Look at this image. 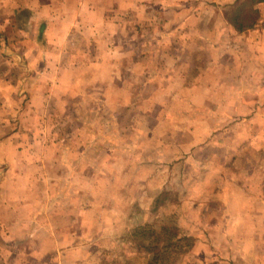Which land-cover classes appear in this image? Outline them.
<instances>
[{
  "label": "rangeland",
  "instance_id": "374dc122",
  "mask_svg": "<svg viewBox=\"0 0 264 264\" xmlns=\"http://www.w3.org/2000/svg\"><path fill=\"white\" fill-rule=\"evenodd\" d=\"M255 7V0L231 7L234 26L239 9L237 25L245 26ZM145 19L144 38L160 35L150 29L151 15ZM129 32L127 39L140 34L133 25ZM246 42L236 59L191 62L196 70L187 82L207 69L223 71L225 90L214 95L213 109L191 102L195 107L182 110L175 101L181 95L167 94L170 102L165 95L152 98L154 87L133 70L167 85L163 61L124 62L119 80L135 87L109 96L99 85H82L76 99L69 78L54 85L53 68L40 78L49 81L48 91L34 79L42 62L30 63L23 74L13 66L21 61L0 64L10 78H0V262L264 264V239L236 237L255 224L248 215L263 209L256 202L248 209V200L264 197V45ZM152 48L161 47L155 41L137 53L144 58ZM7 80L14 87L4 92ZM183 123L206 140L185 141L187 134L177 131ZM229 225L248 229L224 238ZM250 240L255 245L248 246Z\"/></svg>",
  "mask_w": 264,
  "mask_h": 264
},
{
  "label": "crops",
  "instance_id": "0c3cea01",
  "mask_svg": "<svg viewBox=\"0 0 264 264\" xmlns=\"http://www.w3.org/2000/svg\"><path fill=\"white\" fill-rule=\"evenodd\" d=\"M240 1L242 0H0V64H15L21 61V67L13 66L23 74L30 63L42 62L44 68L38 74L39 79L36 76L34 79L48 91L46 84L49 81H42L40 78L48 76V68H53L54 85H63L66 78H69L70 84L72 83L70 97L76 99V91L82 85H99L103 89L102 93L109 96L113 92H122L124 85L135 87L133 83L124 84V80H119L124 78V62L131 59L134 62L145 59L163 61L167 63L168 68L161 77L168 79L167 85L163 81L160 83V80L153 84L149 82L150 79H144L147 71L141 72L136 68L133 70L139 80L143 77L142 83L145 86L150 84L154 87L151 91L152 98L165 95L163 100L169 101L167 94L181 95L180 99L175 101L182 104L179 107L182 110L185 107L187 110L195 107L191 102L213 109L215 107L209 103L216 98L214 95H220L225 90L221 84L223 71L207 69L200 75L199 80L187 82L193 75L192 71L196 70L191 62H212L218 65L227 56L236 59L239 57L237 47L243 40L251 47L264 45V1L257 3L255 7L259 12L258 23L252 28L238 31L229 12ZM147 15H151L150 29L162 31L160 35L158 32L145 39L142 34L145 26L142 24ZM132 25L136 33L139 30L140 34L127 39L133 35L126 33L127 28L131 29ZM261 31L262 37L258 36ZM155 41L161 48H152L149 55L145 54V57L141 58L142 54L137 53L138 49L147 44L154 47ZM118 42L123 48L120 47L117 51L123 50L115 52L113 49H116ZM126 46H129V50H126ZM155 50L159 53H154ZM206 51L209 53L207 57ZM259 61H264V57ZM184 62L187 66H180V63ZM261 72L264 74V71ZM251 75L255 77L258 74L249 72L247 76ZM3 77L9 78L0 72V78ZM203 77L207 78L205 82L201 80ZM7 83L9 85H2L4 92L14 87L12 81L7 80ZM262 91L264 92V87ZM234 92H238V87ZM250 92L254 93L255 90L251 89ZM200 98L203 100L194 102ZM230 100L235 101L238 98ZM108 106L110 107L109 104ZM4 107L5 104L0 105V108ZM187 117L186 121H192V116ZM179 126L178 133L182 131L187 134L185 141L197 140L198 135L191 131L189 123ZM209 128L211 131L212 124ZM163 139L159 137L158 140ZM198 140L204 141L206 137H199ZM256 198V201L248 200L247 208L254 209L252 205L256 202L262 205L263 209L248 215L249 221L255 224L250 227L249 233L238 232L236 237L264 239V197ZM229 204L226 201V205ZM12 220H15V217ZM237 220L245 222L243 219ZM238 229L248 228L247 225H229L223 237L231 238L228 234ZM247 244L253 246L255 240H250ZM3 256L6 258V253ZM5 264L25 263L10 261Z\"/></svg>",
  "mask_w": 264,
  "mask_h": 264
},
{
  "label": "trees",
  "instance_id": "16d2710c",
  "mask_svg": "<svg viewBox=\"0 0 264 264\" xmlns=\"http://www.w3.org/2000/svg\"><path fill=\"white\" fill-rule=\"evenodd\" d=\"M264 0H255V3H259V2H262ZM239 12H237L235 15H234V22H235V26H236V29L238 31H244L246 28H252L254 27L256 24H257V21H258V17H259V12H258V9L257 8H254L253 12L252 13H255L256 16L254 17V19L248 23L247 25L243 26L242 24H239L237 25V22L238 20L240 19V13L242 12L241 9L238 10Z\"/></svg>",
  "mask_w": 264,
  "mask_h": 264
}]
</instances>
